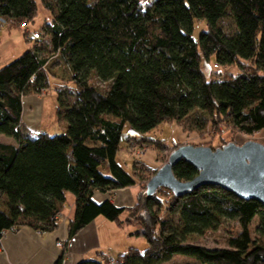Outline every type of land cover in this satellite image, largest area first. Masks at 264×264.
I'll use <instances>...</instances> for the list:
<instances>
[{
	"label": "trees",
	"instance_id": "obj_1",
	"mask_svg": "<svg viewBox=\"0 0 264 264\" xmlns=\"http://www.w3.org/2000/svg\"><path fill=\"white\" fill-rule=\"evenodd\" d=\"M38 5L50 21L34 32L39 39L27 55L0 68V134L14 141L0 144V237L21 227L54 231L69 194L68 240L99 216L135 227L132 236L144 239V250L129 249L115 264H178L174 258L264 264L263 205L217 186L179 197L160 188L147 197L146 183L158 167L134 161L130 173L117 161L126 124L135 142L161 123L189 131L224 123L246 136L264 130V0H0V27H28ZM226 20L234 27L230 34ZM196 21L206 27L197 41ZM41 37L47 44H38ZM49 52L72 82L57 90V120L65 127L58 135L33 136L22 129L23 100L46 90ZM202 62L225 71L208 79ZM231 67L238 71L228 72ZM151 142L157 155L162 142ZM172 173L180 181L198 174L184 160ZM137 184L141 191L131 208L94 200L95 193ZM223 222L238 227L226 247L187 243ZM64 260L65 250L54 264Z\"/></svg>",
	"mask_w": 264,
	"mask_h": 264
},
{
	"label": "rangeland",
	"instance_id": "obj_2",
	"mask_svg": "<svg viewBox=\"0 0 264 264\" xmlns=\"http://www.w3.org/2000/svg\"><path fill=\"white\" fill-rule=\"evenodd\" d=\"M148 1L142 0L145 3ZM50 18V14L41 5H38L37 16L34 22L28 25V31L31 33L39 31L43 22L45 20L50 21ZM222 26L227 34L232 33L234 29L230 20L222 22ZM205 29L204 22L196 21L192 38L197 41L199 33ZM26 34V30L17 26L5 25L0 27V67L29 53L35 41L28 42ZM41 39L38 44H47V37H41ZM51 53L49 52V55L52 59L46 67L48 72L46 90L41 93H32L23 100V120L25 123H22V129L28 130L33 136L39 133L58 135L63 133L65 127L63 123L57 120V90L63 87L71 88L72 82L69 80L68 71L63 66H57V57ZM201 68L208 79L215 78V75L212 74L214 72L220 75L225 71L223 67L218 68L212 65V63L208 64L205 62H202ZM227 71L235 74L238 70L236 67H231ZM131 136H135V134L129 125L126 124L122 132L120 149L117 154V161L130 173L132 172L134 161L160 168L166 163L172 149L182 145L212 147L213 149L227 143L241 145L247 141H254L264 145V130L253 136H246L233 131L224 123L203 131H189L186 127L182 128V126L176 123H161L147 134L136 135L139 138H143L144 142H135L133 138H130ZM151 141L162 142V147L157 155V150L154 149V143ZM132 144L133 146H131ZM143 178L146 177L144 176ZM253 225L254 223L251 228L254 227ZM237 228L235 222H223L217 231L206 232L202 236L193 235L188 237L186 241L187 243L208 248H223L226 247V239ZM173 262L184 264L188 260L174 258Z\"/></svg>",
	"mask_w": 264,
	"mask_h": 264
},
{
	"label": "crops",
	"instance_id": "obj_3",
	"mask_svg": "<svg viewBox=\"0 0 264 264\" xmlns=\"http://www.w3.org/2000/svg\"><path fill=\"white\" fill-rule=\"evenodd\" d=\"M13 143L12 139L0 134V144ZM140 188L137 184L112 193H95L94 200L102 202L108 199L117 208H131L140 194ZM73 212L74 200L67 194L59 213L58 227L54 231L40 233L29 227H21L5 232L0 238V264H54L63 250L64 264H77L83 260L109 263L129 249L146 248L143 238L132 236L137 231L135 227H120L100 216L68 240V221L72 219ZM59 243L62 246H58Z\"/></svg>",
	"mask_w": 264,
	"mask_h": 264
},
{
	"label": "water",
	"instance_id": "obj_4",
	"mask_svg": "<svg viewBox=\"0 0 264 264\" xmlns=\"http://www.w3.org/2000/svg\"><path fill=\"white\" fill-rule=\"evenodd\" d=\"M181 160L197 170L192 180L174 177L172 167ZM202 186H217L241 200L257 201L264 206V145L247 141L241 145L227 143L216 149L179 146L148 180L145 195L151 197L160 188H166L179 197Z\"/></svg>",
	"mask_w": 264,
	"mask_h": 264
},
{
	"label": "built area",
	"instance_id": "obj_5",
	"mask_svg": "<svg viewBox=\"0 0 264 264\" xmlns=\"http://www.w3.org/2000/svg\"><path fill=\"white\" fill-rule=\"evenodd\" d=\"M21 28L23 30H26V32H27L26 39L27 40H29V41H33L34 40L35 41V40H38L39 39V36L36 33H31L30 31H28L27 27L24 24L21 25ZM56 218L59 219L60 218V214H58L56 216ZM9 231H14V230L12 229V230H9ZM4 234H5V232L2 234V236H4ZM2 236L0 238H2ZM58 246H62V244L59 243ZM101 263L102 264H115L116 261H112L110 263H106L104 261H101Z\"/></svg>",
	"mask_w": 264,
	"mask_h": 264
}]
</instances>
